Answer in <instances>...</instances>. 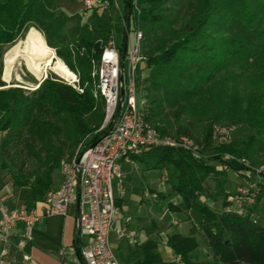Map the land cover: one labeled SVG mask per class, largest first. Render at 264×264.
Segmentation results:
<instances>
[{
  "label": "trees",
  "instance_id": "16d2710c",
  "mask_svg": "<svg viewBox=\"0 0 264 264\" xmlns=\"http://www.w3.org/2000/svg\"><path fill=\"white\" fill-rule=\"evenodd\" d=\"M59 1L0 0V169L14 187L29 189L35 201L45 200L52 191L53 174L66 153L74 156L88 136H92L91 143L99 139L96 132L105 118V99L95 96L91 74L92 60L100 59L112 37L111 24L103 14L94 26L79 22L70 27L59 12ZM124 10L144 31L143 63L150 70L147 122L162 137L178 140H193L199 125L210 124L204 127L203 141H194L199 158L192 150L170 147H153L134 157L146 170L170 172L171 191L158 193L159 198L177 195L187 211L202 216L190 236L176 233L168 238L167 246L180 260L165 262L158 243L150 241L131 249L122 264H205L194 254L200 246L199 233L218 264H264V224L254 219L264 202V186L253 193L246 190L254 204L244 214L231 209L229 198L236 193L226 190L227 171L249 170L240 160L253 163L254 155L264 151V0H126ZM28 24L40 28L47 46L56 49L59 59L79 75L84 93L50 77L30 94L21 87L6 88L3 47L13 43ZM247 76L256 80L251 113L233 116L226 106L230 84L241 83ZM136 81L138 85L140 66ZM215 123L226 129L248 127L255 134L217 143L212 136ZM22 145L35 160L31 173L22 160ZM211 161L227 170H218ZM209 179L217 185L209 197L223 200L221 212L200 203ZM168 209L183 212L171 202Z\"/></svg>",
  "mask_w": 264,
  "mask_h": 264
},
{
  "label": "built area",
  "instance_id": "2783aa9c",
  "mask_svg": "<svg viewBox=\"0 0 264 264\" xmlns=\"http://www.w3.org/2000/svg\"><path fill=\"white\" fill-rule=\"evenodd\" d=\"M76 1L84 6L82 17L87 21L92 12L107 14L113 8L107 0ZM134 7L140 15L137 2ZM127 29L129 47L125 51L118 48L112 35L100 59L92 60L94 93L105 99V118L96 132L99 139L91 143L92 136L86 137L74 156L61 160L62 183L47 194L41 209L23 206L19 211L9 212L0 202V264H8V246L12 244L13 229L18 223L24 224L23 239L32 240L36 223L52 216H65L68 208L76 203H79L80 214L77 228L83 241L82 264H122L112 248L111 235L116 232L115 224L120 213L114 185H118L123 195L124 165H136L134 157L153 147L184 148L192 150L199 158L192 140L162 137L147 122V101L138 98L136 81L137 70L145 61L143 32L136 24L134 43L131 44L130 28ZM76 77L77 81L70 85L82 94L84 88L80 86L79 75ZM218 131L221 133L213 136L217 143L230 141L229 129ZM22 259L23 264H31L28 254H23Z\"/></svg>",
  "mask_w": 264,
  "mask_h": 264
},
{
  "label": "crops",
  "instance_id": "0c3cea01",
  "mask_svg": "<svg viewBox=\"0 0 264 264\" xmlns=\"http://www.w3.org/2000/svg\"><path fill=\"white\" fill-rule=\"evenodd\" d=\"M62 1L59 2L60 7ZM101 15L103 13L92 12L88 21L93 19L97 21L98 16ZM82 18V13L76 16L72 13L67 15L69 20L80 21ZM114 24L122 25L124 37L123 40L121 38V48L126 50L129 47L127 15L123 24L122 19H116ZM112 35L116 41L114 30ZM124 170L123 195L120 194L118 185H114L117 205L120 209L115 224L116 232L111 235V245L116 256L124 259L131 249L154 241L158 243L159 252L165 262L179 261L180 258L167 246V241L176 233L189 236L192 227L185 219L188 215L193 217L195 211H187L183 202H174L175 198L180 200L177 195L169 199L157 197L158 193L167 194L171 191L167 170H146L138 163L134 166L125 164ZM61 183L62 175L53 184V188L57 189ZM43 201H35L29 189L14 187L11 178L5 173L0 175V202H3L9 212L19 211L23 206L41 209ZM170 202L182 208L183 212H170L168 209ZM198 216L196 221L192 218L196 226L201 222V216L199 214ZM78 219L79 207L76 203L68 208L65 216H52L36 223L32 240L23 239L24 224L18 223L13 229L12 244L8 246L10 252L8 264H23V254L31 257V264H82L83 241L80 238L78 240ZM177 222L180 226L172 227ZM186 222L188 226L183 228V223Z\"/></svg>",
  "mask_w": 264,
  "mask_h": 264
},
{
  "label": "rangeland",
  "instance_id": "374dc122",
  "mask_svg": "<svg viewBox=\"0 0 264 264\" xmlns=\"http://www.w3.org/2000/svg\"><path fill=\"white\" fill-rule=\"evenodd\" d=\"M125 1L126 0H113L112 6H111L113 8H111L110 12L106 15V18L108 19L109 23L111 24V31L113 32V30H114V32H115L117 46L120 50L122 47L121 38L123 40V37H124L122 35L123 29H122L121 24H114V22H116V19H120V20L122 19V24L124 23V19H125L124 4H125ZM173 4H174V1H172L170 3V6H172ZM116 5H118V8L116 7ZM180 5L181 4L179 3L177 5V7H179ZM83 7L84 6H82V4L76 0H63L62 1V7L59 6V12L63 13V15L66 18V20L68 21V24L70 25V27L74 26L75 24H77L79 22L82 24H88L89 26H94L96 24V19H93V20L88 21V22H86L87 20H84L83 18L80 21H78V19H73V20L67 19L68 13H69V15H71V13H72L74 16H76L79 13H82V15H83V12H82ZM136 24L137 23H136L134 17L132 16V18L129 20V28H130L129 40H130L131 44L134 43V38H135V32L134 31L136 30ZM30 25L34 26L37 30H39L44 35V32L40 28H38L35 24H28L25 27L24 31L16 38V40L13 43L3 47V57H2L3 72H4V67H5V55L12 49V47L17 43V41L19 39H22L24 37L25 31ZM142 32L144 33L143 30H142ZM44 37H45V35H44ZM45 39H46V37H45ZM46 42H47V40H46ZM54 50L56 52V56L58 57L56 49H54ZM58 59H59V57H58ZM61 62L63 63V61H61ZM149 72H150V70L148 68H146V63H141V65H140V83L137 85V91H138V98L139 99L145 100L147 98L146 96L148 94V83H146V79L149 77ZM49 77L62 80L64 82H67L68 84L73 83L72 81H70V75L64 70H60L57 72L49 71L46 79H48ZM18 78H20V79H18ZM46 79L44 78L43 80L45 81ZM3 80L4 79H3V73H2V81ZM255 81L256 80L254 79V77L247 76L246 78H244L242 80L241 83L230 84L229 97H228L226 106L229 107L230 112L233 116H239L238 115L239 113L242 114L244 112L245 113H251L250 98H251L252 89L255 88V86H256ZM5 83L7 84L6 88L21 87V88H24L28 92V94H30L34 91L33 90L34 86L38 85L41 82L36 77V75H34V73L30 70L27 60H25L24 58H20L16 64V66H15L14 71H13L12 79L9 82H5ZM39 86H40V84H39ZM262 100H263L262 103L264 105V99H262ZM209 124L199 125L196 128V134L195 135L197 137L192 140L193 142L197 141V142L201 143L203 141L202 138H203L204 127H206ZM217 128H218V130L226 129L225 127L223 128L222 125L215 123V124H213L212 136H215V135L221 133L220 131L217 130ZM228 129L230 131V141H232V142H234L238 139H246L249 136L255 134V133L251 132V130L248 127L240 126V127H230ZM182 138L185 139L186 137H182ZM258 139H262V137H258ZM78 147L75 150V153L77 152ZM20 149H21L22 160L26 162L27 170L30 173L33 172L36 169L35 160L29 156L28 149L24 148L23 145L20 147ZM36 149L38 151H41V146L38 145ZM207 155L211 156V153L207 154ZM71 156H72L71 153H66L62 159H65V158H68ZM254 157L256 158V160L253 163H251L252 162L251 159H250V161L245 159V158L240 160V162L242 164H246V166L249 168V170H244L243 172H241L239 174H236L232 171H227L228 172V182L226 185V190L230 194L236 193V197L235 196L230 197V198H232V202H233V206L231 207V209L235 210V211L237 210L239 213H242V214L246 213V211L244 212L243 210H246V208L250 204L251 205L254 204L253 197H250L248 195V193L246 192V190L250 189V190H252L251 193H253L254 189H257V191H260L261 185L264 186V151L262 150L258 155L255 154ZM226 158L229 160L231 159L230 156H227ZM210 164L215 165L218 168V170H220V171L227 170L225 167H223L218 162L216 163V162L211 161ZM0 166H1V164H0ZM3 173H5V171H2L0 169V175ZM60 176H61L60 168H58L53 174V184L56 181H58ZM170 176H171V174L169 172V179H170ZM216 186L217 185H216V182L214 179H209L207 181V183L205 185L207 194L201 197L200 203L208 205L210 207V209L214 212H221L223 210V207H224L223 200L218 199L217 201H214L212 197H209V196L214 195L216 193V191H217ZM54 189L55 188H53L52 190H54ZM157 197H158V194H157ZM172 197H174V196H172ZM230 198H229V201H231ZM175 199L176 200H174V202H181V203L183 202L181 198H180L181 201L177 200V198H175ZM174 202H173V204H174ZM198 214L199 213L195 211V212H193V217L188 215V218L185 219L187 222H189L191 227H193V225L196 226L195 221L198 220L197 219L199 217ZM192 218L195 221H193ZM254 219L258 223L264 224V202H262V204L260 205L259 213L254 217ZM200 221H202V216H201ZM187 222L183 223V226H182L183 228L185 226H188ZM199 225H200V223H198L197 226H199ZM178 226H180V224L178 222L175 225L174 224L172 225V227H174V228H177ZM189 236H190V234H189ZM196 238H197L200 246H199V249L194 254H195V256L199 257V262L205 263V264H218V262L215 260V256H214L212 250H210L207 247L202 234L199 233L196 236ZM117 258L121 263H123V258L120 259V257H118V256H117Z\"/></svg>",
  "mask_w": 264,
  "mask_h": 264
},
{
  "label": "bare ground",
  "instance_id": "6f19581e",
  "mask_svg": "<svg viewBox=\"0 0 264 264\" xmlns=\"http://www.w3.org/2000/svg\"><path fill=\"white\" fill-rule=\"evenodd\" d=\"M20 58L27 60L30 70L40 82L48 75L49 71L60 70L66 71L73 83L77 81L76 75L58 59L55 50L47 46L44 35L34 26L30 25L26 29L24 37L19 39L5 55L3 79L6 82L12 79L13 71ZM39 84L35 85L33 90H37Z\"/></svg>",
  "mask_w": 264,
  "mask_h": 264
},
{
  "label": "water",
  "instance_id": "95a60500",
  "mask_svg": "<svg viewBox=\"0 0 264 264\" xmlns=\"http://www.w3.org/2000/svg\"><path fill=\"white\" fill-rule=\"evenodd\" d=\"M127 20H128V27H129V15H127ZM125 51V50H124ZM47 77V76H46ZM46 77H45V79H46ZM4 82H6L5 80H3ZM44 81V80H43ZM42 81V82H43ZM41 82V83H42ZM121 97L123 98L124 97V89H122V91H121ZM119 112H120V109H119V111H118V114H117V117H118V115H119ZM116 120H117V118H116ZM78 206H79V203H78ZM80 215V214H79ZM80 217V216H79ZM79 237H80V235H79V233H78V240H79Z\"/></svg>",
  "mask_w": 264,
  "mask_h": 264
}]
</instances>
